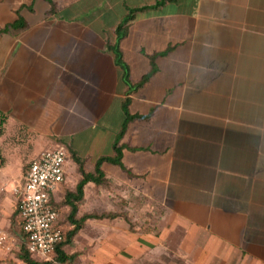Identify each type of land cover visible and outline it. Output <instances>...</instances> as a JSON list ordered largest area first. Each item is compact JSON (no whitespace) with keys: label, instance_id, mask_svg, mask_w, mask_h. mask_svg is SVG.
Segmentation results:
<instances>
[{"label":"crops","instance_id":"1","mask_svg":"<svg viewBox=\"0 0 264 264\" xmlns=\"http://www.w3.org/2000/svg\"><path fill=\"white\" fill-rule=\"evenodd\" d=\"M157 1L0 0V116L31 160L64 145L92 171L121 150L77 218L131 224L87 219L82 262L264 264V0ZM144 6L119 41L127 82L109 47ZM69 159L59 202L82 179Z\"/></svg>","mask_w":264,"mask_h":264},{"label":"built area","instance_id":"2","mask_svg":"<svg viewBox=\"0 0 264 264\" xmlns=\"http://www.w3.org/2000/svg\"><path fill=\"white\" fill-rule=\"evenodd\" d=\"M70 153L64 145L44 150L31 160L23 176V183L16 188L18 218L34 257L52 260L56 247L65 239V228L60 223L62 210L54 205L53 193L66 180ZM15 236L0 230V249L10 250Z\"/></svg>","mask_w":264,"mask_h":264},{"label":"rangeland","instance_id":"3","mask_svg":"<svg viewBox=\"0 0 264 264\" xmlns=\"http://www.w3.org/2000/svg\"><path fill=\"white\" fill-rule=\"evenodd\" d=\"M120 9V8H119ZM126 12L124 10L121 16ZM6 120L0 116V230L15 236V243L12 244L10 250L0 249V264H25L22 260L18 258L21 244H22V232L19 225V218L16 213L18 195L16 188H18L23 183V176L25 169L31 159L25 157V152L28 148L33 146L32 138H30L25 132L19 134L18 136L11 135L8 133L7 128H5ZM3 133V135H2ZM54 147V146H52ZM50 148V147H49ZM71 160L69 159L68 170H70ZM70 182V181H69ZM67 184L66 191H69V186L74 183ZM73 185L72 187H74ZM75 189V188H74ZM58 190V189H57ZM53 193V196L58 195V191ZM56 200V198H55ZM65 202V201H64ZM61 202V206L64 204ZM61 209L63 215H66V222L68 219L69 208L66 205ZM152 210V211H149ZM155 212L154 216L153 213ZM159 210L157 208L148 207L149 218L143 216L142 221L145 223L151 222L152 220H158ZM121 214H127V212H122ZM144 222V221H143ZM65 227V226H64ZM91 232L88 231L86 238H76L65 246V251L67 254L77 255L76 259L71 263H59L52 258V264H90L88 262H82L86 257L92 253L93 249L89 247V239ZM76 238V239H75ZM152 255L151 262H145L144 258L138 260L135 264H185L182 258L176 254H158L154 250L150 251ZM150 255V256H151ZM89 259V258H88Z\"/></svg>","mask_w":264,"mask_h":264},{"label":"trees","instance_id":"4","mask_svg":"<svg viewBox=\"0 0 264 264\" xmlns=\"http://www.w3.org/2000/svg\"><path fill=\"white\" fill-rule=\"evenodd\" d=\"M164 3H165V0H159V1H157V3L153 7L160 6ZM148 8H149L148 6L129 8L128 13L123 18L122 22L119 24V26L117 28V31H116L117 32V43L114 46L109 47L110 49L115 51V53L117 55L118 64H120L124 67V70H125L124 77L126 78L127 82H129V74L127 72V66L125 65V63L122 60V54L119 50V41L126 34L128 23L132 19H134L136 12L142 11V10H145ZM140 84L131 85L130 88L133 89L134 87H137ZM127 102H128V100H126L124 102V111L127 114V117H126V120L124 122L121 134H123V132L126 128V125L131 118V115H129L128 110H127ZM115 150H116L115 157L104 156V157L99 158L92 171H86L85 165L82 162V160L79 157H76V155L73 151L71 152L70 157L72 156V158L74 160H76L79 164V171L82 174V179L78 182L74 191L69 190V191H67L65 196L63 195L64 200L62 202L65 201L63 205H69L70 206V212L68 213L67 222H66V218H65L66 215H63L62 219L60 221V223L64 226H66L67 228L65 229V239L57 245L56 251L54 252V255H53V258L55 257V260L57 262H59V263H71L76 259L77 255L66 253L65 246L73 240L74 236L79 232V230L82 228L84 222L87 219H89V218H116V217L120 216L130 223L129 216L127 214L124 215L121 213H109V214L104 213L102 215L86 214L81 218H77V211L79 208V203L84 199V187H85V185L88 182H94L96 184H101L103 182H106V175L102 169V164L104 161H112L115 163H120L121 150L119 149V147H117V144L115 146ZM29 163H28L26 169L28 168ZM26 169H25V171H26ZM60 204H61V202H59V201L54 202V205L57 208L62 209L64 206L63 205L61 206ZM16 213L18 216V210L17 209H16ZM19 225L21 227V232H22L23 227H22V223L20 221H19ZM22 240L23 241H22L20 252L18 255V258L20 260H22L25 264H52L51 260H42V259H38V258L33 256V254L28 249L27 240H25L23 232H22Z\"/></svg>","mask_w":264,"mask_h":264}]
</instances>
